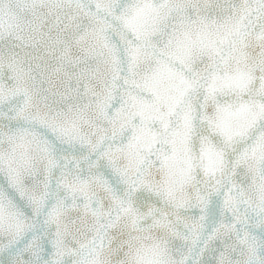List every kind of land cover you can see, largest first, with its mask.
<instances>
[{
	"label": "snow or ice",
	"instance_id": "obj_1",
	"mask_svg": "<svg viewBox=\"0 0 264 264\" xmlns=\"http://www.w3.org/2000/svg\"><path fill=\"white\" fill-rule=\"evenodd\" d=\"M0 264H264V0H0Z\"/></svg>",
	"mask_w": 264,
	"mask_h": 264
}]
</instances>
